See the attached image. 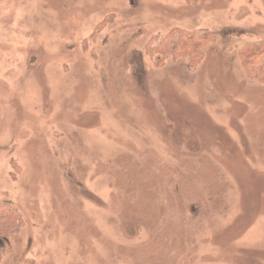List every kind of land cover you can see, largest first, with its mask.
<instances>
[{"label": "rangeland", "instance_id": "obj_1", "mask_svg": "<svg viewBox=\"0 0 264 264\" xmlns=\"http://www.w3.org/2000/svg\"><path fill=\"white\" fill-rule=\"evenodd\" d=\"M178 29L194 66L147 51ZM251 44L264 0H0V264H264Z\"/></svg>", "mask_w": 264, "mask_h": 264}, {"label": "trees", "instance_id": "obj_2", "mask_svg": "<svg viewBox=\"0 0 264 264\" xmlns=\"http://www.w3.org/2000/svg\"><path fill=\"white\" fill-rule=\"evenodd\" d=\"M213 39V34L206 29H199L193 32H187L182 29L172 30L164 35L161 40L154 43L150 42L147 45V51H156L162 55V57L169 55L172 57L184 56L188 58L189 65L194 66L202 57L204 46ZM252 47L253 49H260L254 50L256 51L255 54L259 57V63L256 64L253 69L262 74L264 70V46L260 47L251 44L249 48ZM246 48L247 46L244 49ZM241 53L244 54V50H242ZM249 56L250 55L243 60L244 68L253 75H257L250 70V62L253 61V57H251L250 60ZM248 61L250 65H248ZM22 224L23 216L17 208L8 203H0V262L6 251L2 241L17 232Z\"/></svg>", "mask_w": 264, "mask_h": 264}]
</instances>
